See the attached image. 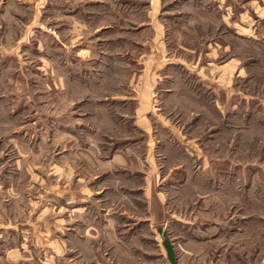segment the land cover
<instances>
[{
  "label": "rangeland",
  "instance_id": "374dc122",
  "mask_svg": "<svg viewBox=\"0 0 264 264\" xmlns=\"http://www.w3.org/2000/svg\"><path fill=\"white\" fill-rule=\"evenodd\" d=\"M0 2V264H264V0H161L143 63L117 0L78 73Z\"/></svg>",
  "mask_w": 264,
  "mask_h": 264
},
{
  "label": "crops",
  "instance_id": "0c3cea01",
  "mask_svg": "<svg viewBox=\"0 0 264 264\" xmlns=\"http://www.w3.org/2000/svg\"><path fill=\"white\" fill-rule=\"evenodd\" d=\"M4 3H7L8 7L11 8L12 6H20L22 9H26L29 11V17L23 23L22 30L25 27V31L28 35L32 33V29L34 31H43L44 24L48 22H55L56 20H60L61 23L67 24V36H73L72 34H76V39L70 40L69 37H66L64 34V38L62 37L60 40V51L62 54L63 59V68L64 70L73 71L71 73H78L81 69H87L86 63L84 62V54L81 51V37H77L81 35V33H86L88 30L92 29V33L96 32L100 28L108 29L109 32L116 33V24L124 23L123 21L125 16L128 12L125 13L124 6L122 3L117 2V0H1ZM152 2H144L143 7L144 10H140V15L138 13L133 14L135 16L131 17V22H136L138 27H142L139 31L142 37L140 39V46L137 47V50H140V56H138L137 63H143L144 61L149 62L150 57L154 53L150 54L151 52L156 50V54L161 57V54L164 52V47L162 43V39L164 40V31L162 28V24L159 22L158 19V9L162 11L163 3L161 0H151ZM226 2V3H225ZM1 3V2H0ZM146 3V4H145ZM227 0H220V5L218 6L220 9L226 7ZM151 6V7H150ZM5 8V7H4ZM5 8V9H7ZM120 8V10H118ZM4 9V10H5ZM120 11V12H119ZM3 12V8L0 9V14ZM227 15V13H226ZM137 19L136 17H139ZM22 18H20L21 20ZM54 19V20H53ZM134 20V21H133ZM221 20L227 24L228 19L223 14V18ZM48 21V22H47ZM142 31V32H141ZM64 32V33H65ZM138 32V31H137ZM136 32V33H137ZM52 43L56 41L52 34L46 32L45 30L42 32ZM98 36V35H97ZM20 37V36H19ZM96 38V37H94ZM94 38L90 43L94 42ZM19 39V38H18ZM69 42H68V41ZM56 45V42L53 43ZM1 46V45H0ZM39 46V44H38ZM52 47V44L50 45ZM74 47V48H73ZM113 47V46H112ZM74 50H70V49ZM80 48V49H79ZM3 51V50H1ZM36 51V50H35ZM147 52L146 54L143 52ZM1 53V52H0ZM209 55L214 54V50L209 51ZM135 55V54H133ZM142 61V62H141ZM211 63L208 65H197L196 73L201 74V78L203 80L210 77L214 74L220 73L222 74L223 71H226V68L210 66ZM49 65L48 60L45 61V66ZM46 66V67H47ZM82 67V68H80ZM148 67V66H147ZM88 70V69H87ZM189 71L193 72V68L189 69ZM63 72V70H62ZM208 75V76H207ZM220 77H223L222 75ZM216 77L218 79L222 78ZM62 86L64 82H61Z\"/></svg>",
  "mask_w": 264,
  "mask_h": 264
},
{
  "label": "bare ground",
  "instance_id": "6f19581e",
  "mask_svg": "<svg viewBox=\"0 0 264 264\" xmlns=\"http://www.w3.org/2000/svg\"><path fill=\"white\" fill-rule=\"evenodd\" d=\"M98 250V249H97Z\"/></svg>",
  "mask_w": 264,
  "mask_h": 264
}]
</instances>
